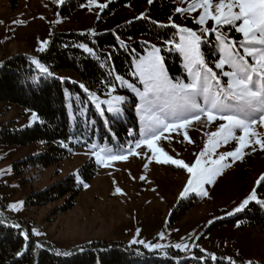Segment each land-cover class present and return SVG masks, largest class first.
I'll use <instances>...</instances> for the list:
<instances>
[{
  "label": "rangeland",
  "instance_id": "374dc122",
  "mask_svg": "<svg viewBox=\"0 0 264 264\" xmlns=\"http://www.w3.org/2000/svg\"><path fill=\"white\" fill-rule=\"evenodd\" d=\"M66 1L57 4L54 0H0V62L16 54L34 57L38 53L40 42L49 40L52 31L100 34L118 24L137 19L141 13L146 15L147 9V4L143 0H131L115 10L110 16L105 18L99 16L98 18L101 10L95 5H88L87 0L83 4L84 7L79 6L70 15L64 17L60 15L59 8ZM109 1L112 0H98L99 3H108ZM172 2L174 13H176L177 7H188V0H184V2L172 0ZM89 7L92 8V11L88 10ZM176 14V17L168 21L170 26L175 24L181 28H191L197 35L201 34L202 26L194 22L198 19V12ZM14 21H23V23H14ZM212 24V21H208L207 26L211 27ZM173 28H175L177 38L176 42L171 44L151 37L138 38L147 47L144 53L133 61L134 73L137 62L152 51V45L161 49V56H163L162 49L170 50V46H172L181 56L185 68L184 57L175 48L176 44L181 43L182 33L179 28ZM90 30H94V32ZM219 31L229 40L234 39L239 42L242 39L241 34L227 26L221 27ZM203 45L213 48L210 49L214 53L212 57L204 55V59L210 67L214 68L213 62L219 59L221 52V44L216 39V33L203 34L200 47ZM240 53H243L242 48ZM214 70L219 72V70ZM224 70L229 69L225 66ZM40 73L45 74L41 71ZM183 74V78L178 76L172 78L174 80L179 78L186 83L188 82L186 68ZM61 76L66 80L81 84L72 71H64ZM133 76L136 82L119 80L127 94L110 91L107 94H95L89 97L94 106L102 101L110 100L114 96L126 97L125 102L113 101V104H119L121 108L124 106L127 110H131L136 119L135 139L128 141V144L122 147L113 144L98 145L106 150L122 152L141 138L143 124L136 110L140 99L128 85L131 84L143 91V83L138 75L133 74ZM222 79L226 81L227 78ZM76 106L78 107L77 114L81 115L86 111L87 102L84 105L77 102ZM101 107L107 110L108 105L101 104ZM67 108L71 116L73 107L70 100L67 101ZM122 112L124 114L123 108ZM33 113L35 112L32 110L8 102H0V129L4 126H12L19 130L32 127L36 121H39L37 115L33 118ZM215 127V124L209 126L206 120L203 124L194 122L186 130L195 143H188L184 140L183 132L185 130H177L165 132L164 136L169 139L162 138L157 142V147L163 148L174 159H181L185 163L191 164L204 147L207 139L204 133L215 131ZM254 131L260 133L264 138V127L258 124ZM240 134L237 132V135ZM249 139L251 140L252 137L250 136ZM93 144L91 143L90 146ZM236 146V141L229 140L228 144L221 143L213 153L211 145H209L211 159H216L218 153L234 150ZM252 147L255 148V151H252ZM42 151V144L39 142L23 147L0 146V170H4L0 172V186H2L1 194H5L6 197L4 212L11 217L8 220L12 226L23 225L33 234L36 246L37 244L41 245L40 242H48L56 250L67 252L72 248H78L97 240L105 241L108 244L113 242L127 245L140 244L132 243L135 239L161 246L149 248L140 244L155 253L153 258H168L165 252L166 248H176V244H186V249L178 248L184 253L183 260L187 258L193 260L195 258L193 254L196 251L199 254H205L203 259L206 258L207 253H214L217 257L225 256L226 260L228 257L236 256L244 262L251 260L258 264H264V226L240 229L237 224H234L202 235L210 226L208 221L214 222L227 215L226 213L232 212L252 189L257 187L256 181L261 174H264V150H261L259 145L253 143L249 148L244 149L243 161L237 160L233 163L232 158H227L224 163H229L231 166L223 168L222 174L215 178L213 184L204 185L208 196L189 193L188 196L181 198L180 193L184 190L189 179L186 169L171 164L156 163L154 158L149 163L147 159L130 156L128 161H116L109 167L98 163L99 170L87 184L89 187L84 188L76 197L72 207L64 212L60 211L64 204L63 199L50 202L39 208H24L21 205L18 210L11 209L9 205L23 201L28 194L58 182L70 173L76 174L83 162L92 156V149L88 147L49 167L28 168L22 166L25 170L24 174L13 171L12 164L14 162ZM138 151L151 155V151L146 147ZM145 163H148L147 169L144 168ZM142 175L146 177L145 180L140 179ZM117 187L123 190V194L115 193ZM187 201L195 202V205L189 210H184L175 222L169 223V218L173 215L177 205L184 202L186 205L189 203ZM33 229L42 235H35ZM137 229L140 230L138 235ZM161 233L163 236L160 235ZM201 249L205 251L202 252ZM78 251H82V249H78Z\"/></svg>",
  "mask_w": 264,
  "mask_h": 264
},
{
  "label": "trees",
  "instance_id": "16d2710c",
  "mask_svg": "<svg viewBox=\"0 0 264 264\" xmlns=\"http://www.w3.org/2000/svg\"><path fill=\"white\" fill-rule=\"evenodd\" d=\"M86 1L67 0L60 6L59 13L66 17ZM130 1H109L99 16L108 17ZM143 1L147 4L145 15L147 18L118 24L100 34L52 31L44 52H38L34 57L16 54L0 62V102L32 110L39 118L32 127L25 129L19 130L12 126L0 129V146L23 147L35 142L42 144L41 153L27 156L12 164L15 173L24 174L22 166L45 168L57 164L71 154L90 147L91 143L122 147L135 139L137 124L131 110L122 106L123 116L114 118L105 109L102 116L89 97L92 96L90 94H107L113 88L118 93L127 94L116 77L136 82L133 76V61L143 54L147 47L138 38L151 37L165 43L176 42L175 28L168 24L169 17L172 19L177 16L173 12L172 0H153L151 5L147 0ZM80 45L92 48L93 53L89 54ZM170 47L173 50L162 49L166 70L173 78L176 76L183 78L185 68L181 56L172 46ZM210 49L213 48L207 45L200 47L204 55L212 57L214 53ZM33 58L48 67L51 75L41 74L33 64ZM64 71L74 72L88 91L85 92L80 87L81 84L64 79L61 76ZM69 100L73 107L71 116L67 108ZM77 102L82 105L87 102L86 111L81 115L77 114ZM65 144L67 147H64ZM98 170L99 164L90 156L77 170L82 183L78 182L74 173H70L60 181L28 194L22 206L39 208L63 199L64 204L60 211L64 212L72 207L76 197L85 188L83 184H88ZM256 188L258 197L264 200V183ZM1 189L2 186H0V264H228L225 256L217 257V260H211L208 256L200 259L205 254L196 251L193 260L188 258L183 260L184 253L174 247L166 248L168 258H153L155 253L140 244L114 242L108 244L99 240L67 251L72 255H60L58 253L62 251L56 250L48 242H40L41 246L37 247L33 234L23 225L17 228L9 223L8 219L11 217L4 212L6 197L5 194H1ZM193 205L195 202L178 204L169 218V223L175 222L184 210H189ZM238 222L240 229L264 226V204L251 202L244 211L231 216L225 215L212 222L202 235ZM22 233H27V238ZM22 250L23 255L17 256L16 253ZM232 259L235 264H244V260L236 256Z\"/></svg>",
  "mask_w": 264,
  "mask_h": 264
},
{
  "label": "snow or ice",
  "instance_id": "6c2138e0",
  "mask_svg": "<svg viewBox=\"0 0 264 264\" xmlns=\"http://www.w3.org/2000/svg\"><path fill=\"white\" fill-rule=\"evenodd\" d=\"M54 2L62 4L64 0H54ZM147 2L151 5L153 0H147ZM88 5H95L101 11L107 7V3H99L98 0H88ZM82 7L84 6L82 5ZM88 10L92 11V8L89 7ZM175 12H188L189 14L198 12V19L194 22L202 26L201 34L197 35L191 28L172 25L179 28L182 33L181 43L176 44L175 48L184 57L188 82L185 83L179 78L174 80L168 75L164 66V57L160 55L161 49L152 45V51L137 62L136 72L133 73L138 75L143 83V91L131 84L128 85L140 99L136 110L143 124L141 138L122 152L106 150L104 147L93 144L90 146L91 155L97 163L104 167H109L116 161H128L130 156L147 159L149 163L154 158L156 163L181 167L187 170L189 179L184 190L180 193V197L184 198L189 193L208 196L204 185L213 184L215 178L222 174V169L231 166L229 163H224L227 158H232L233 163L237 160L243 161V150L249 148L253 143L264 150V138L260 133L254 131L258 124L264 127V0H188L187 8L177 7ZM140 18L147 17L145 13H141L137 19ZM208 21L213 22L211 27L207 26ZM14 23H23V21H14ZM223 26L241 34L242 39L239 42L234 39L229 40L219 31ZM90 31L94 32V30ZM205 33H216V39L221 44L219 59L213 62L214 68L209 66L204 59V54L200 51V43ZM48 43V40L41 41L37 51L44 52ZM166 43L173 42L167 41ZM80 47L89 54L93 53V49L88 48L87 45H80ZM241 48L243 49L242 54L240 53ZM32 62L42 73L51 75L48 67L41 64L39 60L33 58ZM225 66L229 70H224ZM225 77L226 81L222 79ZM116 79L123 81L120 76H117ZM80 87L85 92L88 91L85 85L81 84ZM112 91L115 89L113 88ZM90 95L94 96V94ZM113 101L123 103L126 101V97L114 96L110 100L97 103L96 107L102 116L105 114V109L101 107V104L108 105L107 112L111 113L114 118L123 114L119 104H113ZM32 115L33 118L36 117L35 113ZM205 120L209 126L216 125L215 131L204 133L207 139L193 163L189 164L181 159H174L163 148L157 147V142L162 138L169 139L164 136L165 132L177 130H185L183 132L184 140L188 143H195L189 137L186 129L194 122L203 124ZM237 132L241 134L237 135ZM229 140L237 142L234 150L218 153L216 159H211L209 145L214 153L221 143L228 144ZM64 147L67 145L65 144ZM145 147L151 151L150 156L146 152L138 151ZM252 151H255L254 147H252ZM144 168H148V163L144 164ZM3 171L0 170V172ZM75 175L78 182L82 183L79 180V173L77 172ZM140 179L145 180L146 177L142 175ZM262 183H264V174L258 178L256 185L260 186ZM83 186L89 187L86 183ZM115 193L123 194V190L117 187ZM254 201L264 204V200H261L257 195L256 187L232 212L226 214L231 216L244 211ZM22 204L23 201H17L9 207L18 210ZM212 222L208 221L209 224ZM237 226H239V222ZM15 227L19 228V225H15ZM32 231L37 236L42 235L36 229ZM139 231L137 229V235ZM22 234L27 238V233ZM160 235L163 236V233ZM132 243H140L149 248L161 247L160 245L147 244L143 240L136 241L134 239ZM40 246L37 244V247ZM175 247L186 249L187 245L176 244ZM201 251L205 250L201 249ZM58 254L72 255L71 252ZM16 255H23V250L17 252ZM207 256L211 260H217L214 253H207ZM227 259L228 264H235L231 257ZM244 264H258V262L249 260Z\"/></svg>",
  "mask_w": 264,
  "mask_h": 264
}]
</instances>
